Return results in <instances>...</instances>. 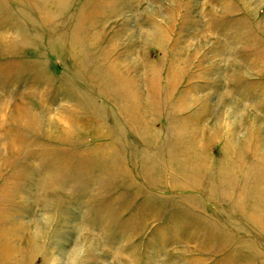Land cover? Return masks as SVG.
<instances>
[{
    "label": "rangeland",
    "instance_id": "obj_1",
    "mask_svg": "<svg viewBox=\"0 0 264 264\" xmlns=\"http://www.w3.org/2000/svg\"><path fill=\"white\" fill-rule=\"evenodd\" d=\"M0 264H264V0H0Z\"/></svg>",
    "mask_w": 264,
    "mask_h": 264
}]
</instances>
